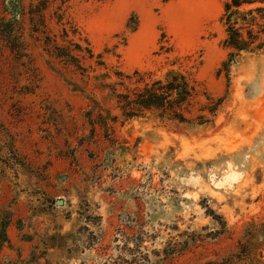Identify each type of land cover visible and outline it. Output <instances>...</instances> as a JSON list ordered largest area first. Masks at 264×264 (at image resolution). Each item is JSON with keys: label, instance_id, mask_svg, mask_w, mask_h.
I'll use <instances>...</instances> for the list:
<instances>
[{"label": "rangeland", "instance_id": "1", "mask_svg": "<svg viewBox=\"0 0 264 264\" xmlns=\"http://www.w3.org/2000/svg\"><path fill=\"white\" fill-rule=\"evenodd\" d=\"M226 1L0 0V264H213L239 253L248 224L264 223V50L222 70ZM47 36L87 42L105 68L80 59L82 76L48 53ZM171 68L195 83L192 117L204 94L221 100L210 123L125 120L92 78L119 72L133 88L135 71L148 82ZM256 234L264 262V226Z\"/></svg>", "mask_w": 264, "mask_h": 264}, {"label": "trees", "instance_id": "2", "mask_svg": "<svg viewBox=\"0 0 264 264\" xmlns=\"http://www.w3.org/2000/svg\"><path fill=\"white\" fill-rule=\"evenodd\" d=\"M19 10V4L17 5ZM15 7V4L12 5ZM4 22V21H3ZM220 22L224 28L225 37L221 41V47L227 51V59L222 63V70L227 74L228 67L233 58L239 57L242 53H256L264 50V0H227L223 5V12ZM11 23L6 21V30L9 31ZM74 34V32H71ZM63 38H67L68 30L62 29ZM51 37L45 38V44L52 47L49 54L57 60L74 67L82 76L88 77L86 69L80 66V59L94 60V64L98 67H104L105 64L101 60V55L93 54L86 43L85 47L80 44H69L73 46L55 45ZM76 55H73L72 52ZM178 59L171 65H175ZM118 81L113 83H105L106 79H110L109 72L93 76L96 82L95 88L100 91L108 90L113 96L115 108L121 113L125 119L134 117H143L146 113H154L157 118L176 122L178 124H186L192 126H204L211 122L220 107L221 100L212 101L209 96L204 94L207 104L201 105L197 109V114L192 117L190 107L194 98L197 96V89L194 81L191 80L189 74L177 69H169L161 79H152L145 82V76L150 74L141 72V75L135 71L133 75L139 76L134 81L133 88H128L123 84V79L131 81L130 76L122 75L114 72ZM124 86V92H116L115 86ZM77 87V86H76ZM79 89V88H77ZM84 98L89 102L91 108L100 109V103L94 99L84 89L78 90ZM189 115L190 117H188ZM8 223L0 221V246L7 243L5 229ZM260 227L264 223L258 224ZM257 224L250 223L245 232L246 240L240 246V251L235 256L222 260L220 263L213 264H238V262H249V264H264L259 258H256L257 244L253 241L257 235Z\"/></svg>", "mask_w": 264, "mask_h": 264}, {"label": "water", "instance_id": "3", "mask_svg": "<svg viewBox=\"0 0 264 264\" xmlns=\"http://www.w3.org/2000/svg\"><path fill=\"white\" fill-rule=\"evenodd\" d=\"M56 204L59 206H62L63 202L61 200H59Z\"/></svg>", "mask_w": 264, "mask_h": 264}]
</instances>
